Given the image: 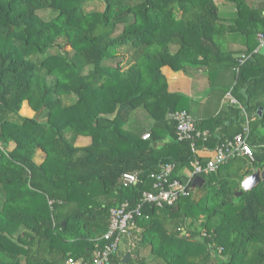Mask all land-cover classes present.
Returning <instances> with one entry per match:
<instances>
[{
	"label": "trees",
	"instance_id": "trees-1",
	"mask_svg": "<svg viewBox=\"0 0 264 264\" xmlns=\"http://www.w3.org/2000/svg\"><path fill=\"white\" fill-rule=\"evenodd\" d=\"M88 1L0 0V264L91 261L110 209L137 205L150 173L172 163L171 179L182 182L194 155L168 113L189 111L168 91L165 65L202 69L212 93L237 100L252 158L192 175L187 197L172 204L142 203L135 223L143 233L135 242L130 229V259L118 250L108 264H264V178L235 196L243 177L264 166V54L255 50L264 0H98L101 9L86 10ZM235 34L242 49L225 40ZM24 102L31 117L20 114ZM140 110L151 127L132 123ZM243 123L236 106L203 119L197 125L209 135L198 148L213 150ZM78 136L92 140L76 145ZM124 172L140 181L123 187ZM195 176L203 183L192 188ZM146 245L149 260L139 251Z\"/></svg>",
	"mask_w": 264,
	"mask_h": 264
},
{
	"label": "built area",
	"instance_id": "built-area-1",
	"mask_svg": "<svg viewBox=\"0 0 264 264\" xmlns=\"http://www.w3.org/2000/svg\"><path fill=\"white\" fill-rule=\"evenodd\" d=\"M257 46L256 51L264 45V31H259L256 34ZM226 98L231 104L237 105L242 114H244V123L242 131L236 134L232 139L223 141L216 145L212 154L206 156V149H199L197 143L205 142L209 135L206 128L198 127L195 120L186 110H174L168 113V118L175 123V135L177 140H187L194 158L190 161L192 166V175L208 174L215 172L218 167L230 158L237 156H247L252 158V149L247 141L249 134V118L243 107L237 100L228 92ZM148 133L142 136L146 139ZM203 159H200V158ZM174 170V164L166 163L161 166L158 172L150 173L147 179L151 182V188L146 189L140 196V201L137 205L132 206L129 201L125 200L119 205L112 207L109 212V225L106 232L102 235L103 245L96 252L91 261H82L80 259L68 258L64 264H108L110 257L116 253L124 237L132 236L131 228L135 224V218L141 215L142 203H152L158 207L165 204H172L179 194H186L183 182L178 179H171ZM191 175V176H192ZM190 179V178H189ZM140 181L137 173L124 172L121 175L120 182L123 187L136 185Z\"/></svg>",
	"mask_w": 264,
	"mask_h": 264
},
{
	"label": "crops",
	"instance_id": "crops-1",
	"mask_svg": "<svg viewBox=\"0 0 264 264\" xmlns=\"http://www.w3.org/2000/svg\"><path fill=\"white\" fill-rule=\"evenodd\" d=\"M259 1L260 0H246L249 7H256L259 4ZM226 8H227V11L230 10L229 14H226V15L231 18L234 17L235 10H234L233 5H230V6L227 5ZM230 39L232 38H228V40ZM232 40L236 41V43L230 42L232 49H239V48L242 49L243 48V46L240 44L239 39L238 40L232 39ZM161 70L163 74L166 76L168 91L171 93H179L180 95L183 96L181 99L182 106H184V108L187 107V110L189 111L190 115L192 116V118L195 120L196 123H200L201 121H203V119H206L209 116H214L218 114L220 110L226 109L228 106H236L237 108H239L237 105L231 104L229 100L226 98V95H224L221 98V95L218 93L219 91H213V93L211 92V89L209 88L208 76L202 69L189 68L187 72H183L182 70L174 71L169 66L165 65L161 68ZM185 99L187 100L185 101ZM22 109L26 110L25 113L21 112ZM144 112L145 113L139 111L137 113V117L136 116L132 117V123L136 127L142 126L147 129L152 126L153 118L149 116L146 110H144ZM20 113L22 115L31 117L34 114V111L28 105L27 102H24L20 110ZM139 114H141V116ZM146 133L148 132H144L142 135ZM89 142H90L89 136H78L76 140V145H86ZM11 144L13 143L11 142ZM37 154H38L37 161L41 162L43 160L42 159L43 153L40 150V151H37ZM205 154L207 156L209 154H212V152L210 150V151H207ZM237 157H241V156H237ZM146 218H148V216H146ZM141 223H145V222L141 221ZM134 227H135L136 233H133V234L135 235L134 237H136V240H135L136 242L138 241L139 238H141V234L143 233V226L142 227L138 226V221H136V223L134 224ZM132 236L130 238L124 237L122 239V242L119 248V250L122 253L120 254L122 255V259L126 253H129L128 251L129 244L134 239V238L132 239ZM21 262L25 264L24 259Z\"/></svg>",
	"mask_w": 264,
	"mask_h": 264
},
{
	"label": "rangeland",
	"instance_id": "rangeland-1",
	"mask_svg": "<svg viewBox=\"0 0 264 264\" xmlns=\"http://www.w3.org/2000/svg\"><path fill=\"white\" fill-rule=\"evenodd\" d=\"M102 8V4L98 1V0H95V1H88L86 4H85V9L86 10H97V9H101ZM38 14L41 16V17H43L44 19H48V18H50L51 16H50V12H49V10H41V11H38ZM229 34V33H228ZM229 36H232V35H230L229 34ZM229 36L228 35H226V39L225 40H227V41H229L228 40V38H229ZM240 38V35H235V36H233L232 37V39H239ZM220 84V83H219ZM191 109V108H190ZM141 112H143V113H145L144 112V110H140ZM22 113H25V112H23V109H22V111H21ZM21 114V113H20ZM22 115V114H21ZM140 116H141V114H139ZM92 139H91V137H90V141H91ZM12 146H13V144H9L7 147H8V149H11L12 148ZM38 151H40V150H38ZM39 153V152H38ZM37 155V156H36ZM35 155V158L36 159H38V154H36ZM239 162V159H237V160H234L232 163H233V165H235V164H237ZM248 164L246 163L245 165H244V168H247L248 166H247ZM180 173H182L185 177H187V178H190L191 177V175H192V166L189 164V165H185L181 170H180ZM181 197H187V194H184V195H182ZM3 198V193H2V191L0 190V199H2ZM139 251H140V254L141 255H144V257L145 258H147L148 260L150 259V257H152V255H153V252L151 251L150 252V246H145V247H140L139 248ZM23 264V263H22Z\"/></svg>",
	"mask_w": 264,
	"mask_h": 264
},
{
	"label": "water",
	"instance_id": "water-1",
	"mask_svg": "<svg viewBox=\"0 0 264 264\" xmlns=\"http://www.w3.org/2000/svg\"><path fill=\"white\" fill-rule=\"evenodd\" d=\"M259 52L264 54V45L259 49ZM249 177H252V183L246 184L245 182L248 180ZM264 178V166L262 168H257L252 173L246 175L243 177V179L240 182L241 190L235 193V196H238L241 194L242 191L251 190L253 187H255L262 179ZM189 180V178L184 177L182 178V182L185 183ZM203 183V179H201L199 176H195L191 182V187L194 188L196 185L200 186ZM130 257L129 253H126L123 256V261L128 260Z\"/></svg>",
	"mask_w": 264,
	"mask_h": 264
},
{
	"label": "clouds",
	"instance_id": "clouds-1",
	"mask_svg": "<svg viewBox=\"0 0 264 264\" xmlns=\"http://www.w3.org/2000/svg\"><path fill=\"white\" fill-rule=\"evenodd\" d=\"M252 180H253V178L252 177H249L248 180H247V184H251L252 183Z\"/></svg>",
	"mask_w": 264,
	"mask_h": 264
},
{
	"label": "snow or ice",
	"instance_id": "snow-or-ice-1",
	"mask_svg": "<svg viewBox=\"0 0 264 264\" xmlns=\"http://www.w3.org/2000/svg\"><path fill=\"white\" fill-rule=\"evenodd\" d=\"M245 183L247 184V181Z\"/></svg>",
	"mask_w": 264,
	"mask_h": 264
}]
</instances>
